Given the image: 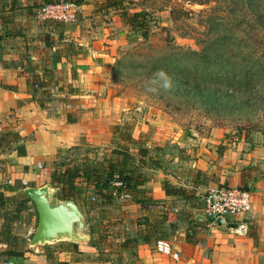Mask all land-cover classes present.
<instances>
[{
	"label": "rangeland",
	"instance_id": "374dc122",
	"mask_svg": "<svg viewBox=\"0 0 264 264\" xmlns=\"http://www.w3.org/2000/svg\"><path fill=\"white\" fill-rule=\"evenodd\" d=\"M88 2L92 5L89 15L74 10L75 7L71 6L72 19L67 23L40 20L37 17V9L40 6L21 13L16 20L19 24H24L20 31L26 39L30 36V29L33 30L31 34H37L38 39L45 30L54 34V38L56 34H60L58 36L62 39L64 31L77 27L81 34H89V40L99 41L97 53L107 54L111 60L107 63L108 68L104 70L105 75L101 76L95 85L98 86L100 97L114 101L113 106H108L105 103L108 101H105L102 108L106 111L110 107L114 108L111 110L109 121L111 133L114 127L119 131L130 127V136L137 141L135 146L128 145L131 152H135L137 146L146 148L148 152L144 154V158H151L158 163L157 168H141L147 181L151 178L149 170H164L169 176L164 182H167L169 187H192L193 178L201 181L200 175L195 174L190 167L192 159L188 158L190 154L192 156L193 141L207 137L212 130L219 132L220 142L214 147L217 155L232 146L250 149L249 151L257 147L259 153L255 152L251 160L255 167L262 168L264 178V84H261L263 74L254 71L246 72L244 76V69L253 62V58L247 56L248 59L245 60V52L248 51L243 47L246 44L254 47V40L261 39V50H264V33L258 20V15L262 13L260 0H123L125 8L144 10L147 13V40H143L138 34L131 35V30L122 22L118 12L113 8H103L101 0H84L83 5ZM172 8L175 10L170 14L169 10ZM45 23H49L46 28ZM61 44L60 40H55L53 45L60 47ZM29 45L36 49H30L27 54L35 57L43 54L48 62L54 60V51L39 50L37 46L40 45L35 38H32ZM177 49L201 51L207 55L204 60L193 59L201 65L200 67L192 63V81L202 80H193L194 69L201 70L200 75H206L211 81L204 91H188L183 86L176 87L170 82L171 77L166 72L176 63L171 62V54ZM225 56L228 57L229 63L222 60ZM212 62L225 63L226 67L218 68L213 66ZM232 74H236L237 83L230 79ZM172 79L176 82L175 78ZM56 88H60L59 84L54 89ZM63 98L64 96L57 95L53 101L41 102L39 106L48 107L47 115L50 117H63L66 111L79 114L77 110L74 111L78 100L74 98L77 97H70L75 104L69 106L60 103ZM156 113H159V117L154 115ZM150 120H156V123L153 124ZM135 125L144 130L133 137ZM144 125L147 127H143ZM103 131L104 126L99 132L100 135ZM0 135L1 153L13 152L15 155H22L24 147L32 139L31 134L12 131V128L7 126L0 129ZM155 135L161 138L160 145L149 141ZM110 137L103 145H89L82 139L78 146L57 151L33 172L42 174L41 176L48 172L50 175L54 166L59 163L81 166L86 159H101L110 152ZM122 144L124 143L118 139L117 132L113 137V145ZM182 161L186 165L182 164ZM3 167L4 161H1L0 168ZM248 170L249 168L246 169ZM10 186L11 184L6 183L0 188L3 187L4 191ZM27 186L30 185L17 186L21 194L19 199L10 198V201L1 202L0 225L4 222L3 218L8 224L19 216L18 213L26 211L23 207L27 201H31L22 196V189ZM83 186H77L73 202L86 222L93 227L95 234L88 238L97 246H72L68 242H57L54 243L57 245H53L55 250L69 249L76 252L78 248H92L95 250V258L102 264H134L135 240L124 239L129 234L136 232L168 243L173 241V236L178 233L187 238L192 236V225H189V222H180V211L167 212L154 208V201L146 190L141 198L151 200L146 203L152 207L148 209L151 210L148 214L143 217L139 212L137 215L128 213L126 216L114 217V203L102 204L92 199L89 189H83ZM3 191H0L2 196ZM179 198L176 196L175 200L178 201ZM173 199L168 198L171 201ZM192 201V198L187 200L191 211ZM14 202L17 204L15 207ZM179 203L180 208H185L182 207L183 202ZM196 209H199V204ZM33 214L36 217V213ZM128 220L129 225H126ZM247 226L249 227L248 224ZM14 238L9 247L17 251L22 250L30 240Z\"/></svg>",
	"mask_w": 264,
	"mask_h": 264
},
{
	"label": "crops",
	"instance_id": "0c3cea01",
	"mask_svg": "<svg viewBox=\"0 0 264 264\" xmlns=\"http://www.w3.org/2000/svg\"><path fill=\"white\" fill-rule=\"evenodd\" d=\"M29 5L30 0L0 2V129L7 126L12 128V131L22 134L29 133L32 136L24 147L22 155L0 151V167L1 161H4V167L0 168V187L7 182L11 184L7 191H3V187L0 191H3L5 197L17 199L21 195L17 186H21L22 182L32 187H39L48 182V172L41 176L42 174L38 175L33 170L37 165L48 161L57 151L78 146L82 139L89 145L107 143L111 134L109 123L111 110H114L112 107L108 111L103 109L105 101H108L105 102L108 106H113L114 101L107 100V97H100V92H97L98 86L95 85L101 76L105 75L104 70L108 68L107 63L111 58L107 54L97 53L99 41L89 40L87 32L81 34L77 27L64 31L60 42L72 43L74 47H78V50L70 55L60 53L54 56L51 62H48L46 55L35 57L27 54L30 49H36L29 45L32 38L39 43L40 46L37 48L43 49L41 36L38 39L37 34L32 35L33 30L30 29V36L26 39L20 31L24 24H19L16 20L18 15L26 13L25 7ZM91 9L90 2L74 8L88 15ZM58 35L56 34V37ZM50 36L54 38L51 32ZM54 42L55 40L53 44ZM59 48L61 49L62 45L60 47L53 45L48 51H57ZM22 51H24V56H22ZM41 68L52 70L55 86L51 89L59 84L60 88L56 89L60 90L61 96L66 90V85L71 84L75 90L73 96L77 97L74 99H78L74 105V111L77 110L79 113L77 122H66V113H71L67 111L63 117H50L47 115L48 108H42L30 99L33 88L28 87L26 78L31 74L41 75ZM154 115L159 117V113ZM150 121L153 124L156 123V120ZM102 126H104V131L100 135ZM143 130L135 125L132 136L134 137ZM97 133L99 134L96 135ZM219 140V132L212 130L207 137L198 138L192 143V156L190 154L188 158L192 159L190 167L195 174L200 175L202 180L193 178L192 187H181L192 190V211L190 207L188 208L187 200L182 197L179 196L177 201L174 195H164L161 186L164 180L169 178L163 172L164 170L148 171L151 178L139 187L138 196L141 197L146 190L154 201V208L167 212L179 210L180 222L184 224L189 222L188 224L192 225V236L187 238L178 233L173 236V241L167 242L178 255L177 260H172L168 256L153 251L152 246L156 240L153 237H146L136 232L129 234L124 239L125 241L127 238L135 240L134 264H264V178L262 168L255 167L251 160L255 152L259 153V149L255 147L249 151L250 149L232 146L217 155L214 147L219 144ZM149 141L157 145L162 142L161 138L156 135ZM181 163L186 165L183 161ZM247 168H249L248 171H246ZM243 169L245 170L242 173ZM220 184L241 187L250 192V207L241 228L229 227L225 224L207 226L206 222L200 219V194ZM168 198L174 199L171 201ZM148 201L137 204L115 198L112 200L114 217L126 216L128 213L137 215L139 212L144 217L151 211L148 209L152 208L146 205ZM179 202H183L182 207L185 208H180ZM197 204H199L198 210L196 209ZM16 205L14 202L13 206ZM23 208L26 211L18 213L19 216L9 225H11L14 237L25 238L28 241L36 226V217L33 214L35 210L29 201ZM125 224L129 225V220ZM250 231H253L256 237L255 245L248 235ZM53 245L57 244L52 243L45 246L41 251L38 246L29 248L27 243L22 249V257L19 260L0 256V264L3 262L12 264H102L95 258V250L92 248H78L75 252L69 249L55 250ZM5 248V244L0 243V252ZM84 249H89L90 252Z\"/></svg>",
	"mask_w": 264,
	"mask_h": 264
},
{
	"label": "trees",
	"instance_id": "16d2710c",
	"mask_svg": "<svg viewBox=\"0 0 264 264\" xmlns=\"http://www.w3.org/2000/svg\"><path fill=\"white\" fill-rule=\"evenodd\" d=\"M101 1L103 8H113L118 12V15L122 22L131 30V35L138 34L143 40H147L149 35V27L147 25L148 15L144 10L127 9L123 6V0ZM58 2L66 3L67 5H70L72 7H77L82 5L84 3V0H30V5L26 6L25 8L26 10H30L31 8H35L36 6H42L44 4H54ZM260 2V10L262 11V13L260 12V14L258 15V20L260 29L264 33V0H260ZM173 10L175 9H170L169 13L171 14ZM47 26H49V23L44 24V28H46ZM40 40L42 43V48L48 50L52 48L53 41L60 40V38L59 36H57L54 39L53 36H50V32L45 30ZM254 43V47L249 46V44L243 46L246 51H248L245 52V60L248 59L247 56H251V58H253V62L250 63L249 66H246V68L244 69V76L246 72L255 71L254 73H256L260 71L263 74V80L261 84H264V60H261V58H264V50H261L262 40H254ZM61 45V49L54 51V56H57L60 53H63L64 55H70L78 50V47H74L70 43L63 42ZM171 55H173V57H171V62L175 61L176 63H174L172 68H169L170 71L167 70L166 73L171 77L170 82L174 86H183L185 89H188V91L193 90L194 92L197 91V93H199L204 91L207 85H210L211 81L209 80V78H207L206 75H200L201 70L196 71V69H194L193 80L197 78H202V80H199V82L192 81V63H195L197 67L201 66L197 63V61L194 62L193 59L200 58L204 60V57H206L207 55L203 54V52L201 51L197 52L180 49L175 50ZM222 60L225 63L230 62L227 56L223 57ZM224 64L222 62H218L217 64L215 62H212L213 66H218V68H220L221 66L222 69H225L226 67L224 66ZM40 72L41 75L31 74L30 76H28V78H26L28 87L33 88L30 93V99L34 100L38 105L44 101L51 102L54 100L55 96L60 95V90L51 89L55 86V78L52 70L41 68ZM172 78H175L176 82H174ZM230 79L234 81V83L238 82L236 74H232L230 76ZM73 95H75V90L72 88L71 84H67L66 90L62 95V97L64 96V98L60 103L64 105L75 104L72 99L67 97ZM40 107L48 108L44 105ZM78 119L79 115L75 113H66L65 115V120L68 123H75L78 121ZM124 128V131H119L117 127H114L109 140L110 152L108 155L103 156L101 159H86L81 166H70V163H59L54 166L53 171L49 175V183L51 187L58 192L59 198L65 200L70 199L74 201L75 195L78 190L77 186L83 184V189H89L88 191H90V194H92V199L100 201V203L102 204H108L112 202V200L114 198H117L119 195L129 196L128 201L132 203L142 204L148 201L141 198L142 196H138V194L140 193L139 187L145 181H147V178L141 171V168H157L158 163L156 162V160H152L151 158H144V154L148 152L146 148L137 146L135 148V152H131V150L128 148V145L135 146L137 144V141L131 138L130 132L128 131L130 127ZM117 132L118 139L124 143L121 146L113 145V137ZM262 150L264 170V142L262 144ZM161 188L164 195L180 196L185 200L192 198V190L190 188L169 187L165 182L162 184ZM22 196L25 197V195ZM10 198L12 197H5L0 195V204L2 201H10ZM11 213L12 212H10V214ZM3 221V224L0 225V240H2V238L4 240L0 242L5 244L6 248L5 250L0 252V256H4L6 257V259L12 258L19 260L22 257L23 250L17 251L9 247V245L14 242L15 238L11 232V225H9L11 221L8 224L7 222H5L7 220H4V218ZM94 234L95 231L90 225V235ZM248 235L255 245L257 241L254 232L250 231L248 232ZM70 244L72 246H75V244ZM96 246L97 245L91 240L90 247L96 248Z\"/></svg>",
	"mask_w": 264,
	"mask_h": 264
},
{
	"label": "water",
	"instance_id": "95a60500",
	"mask_svg": "<svg viewBox=\"0 0 264 264\" xmlns=\"http://www.w3.org/2000/svg\"><path fill=\"white\" fill-rule=\"evenodd\" d=\"M22 194L32 202L36 212V226L28 241L29 247L38 246L43 251L45 246L55 242L90 246V225L76 204L70 199L59 198L50 183L24 187ZM214 224L224 225V222L217 219Z\"/></svg>",
	"mask_w": 264,
	"mask_h": 264
},
{
	"label": "built area",
	"instance_id": "2783aa9c",
	"mask_svg": "<svg viewBox=\"0 0 264 264\" xmlns=\"http://www.w3.org/2000/svg\"><path fill=\"white\" fill-rule=\"evenodd\" d=\"M71 8L70 5L63 2L44 4L37 9V17L40 20L67 23L72 19ZM25 184V182H22L21 185L25 186ZM117 198L127 200L129 196L119 195ZM250 198V192L241 187L230 185L213 186L206 189L199 196L201 203L199 216L206 222L207 226H215L214 221L221 219L229 227L241 228L250 207ZM152 249L155 253L168 256L172 260H177L178 258L177 253L164 240H155ZM1 264L12 263L3 262Z\"/></svg>",
	"mask_w": 264,
	"mask_h": 264
}]
</instances>
